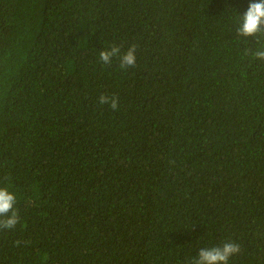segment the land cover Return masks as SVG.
<instances>
[{
	"label": "trees",
	"instance_id": "trees-1",
	"mask_svg": "<svg viewBox=\"0 0 264 264\" xmlns=\"http://www.w3.org/2000/svg\"><path fill=\"white\" fill-rule=\"evenodd\" d=\"M250 2L0 0V187L19 214L0 264H192L226 241L228 264H264ZM113 44L136 66L104 65Z\"/></svg>",
	"mask_w": 264,
	"mask_h": 264
},
{
	"label": "clouds",
	"instance_id": "clouds-1",
	"mask_svg": "<svg viewBox=\"0 0 264 264\" xmlns=\"http://www.w3.org/2000/svg\"><path fill=\"white\" fill-rule=\"evenodd\" d=\"M237 34L241 37H253L259 39L264 36V0H251L246 12L241 15ZM252 55L259 60H264V46L258 48ZM113 58L119 59L121 69H129L136 66L137 46L130 45L127 50L113 44L99 52V60L104 65H110ZM101 105H108L112 110H118L120 106L119 96L103 94L98 97ZM16 194L7 187H0V217H6L0 221V229L14 228L19 221V214L14 210ZM11 213V215H7ZM239 245L226 241L222 246L202 248L192 264H228L230 257L239 252Z\"/></svg>",
	"mask_w": 264,
	"mask_h": 264
}]
</instances>
